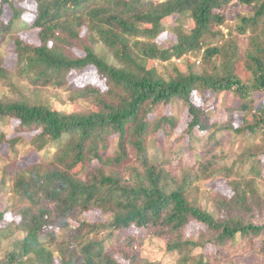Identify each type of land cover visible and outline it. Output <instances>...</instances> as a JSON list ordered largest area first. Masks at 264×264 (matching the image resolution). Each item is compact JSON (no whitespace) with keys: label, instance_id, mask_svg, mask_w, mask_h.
I'll return each mask as SVG.
<instances>
[{"label":"trees","instance_id":"trees-1","mask_svg":"<svg viewBox=\"0 0 264 264\" xmlns=\"http://www.w3.org/2000/svg\"><path fill=\"white\" fill-rule=\"evenodd\" d=\"M0 45L19 96L0 98V264H159L140 256L147 238L176 264L264 258V0H0ZM90 70L103 87L77 86ZM46 88L80 109L45 104ZM217 178L230 196L199 205L190 191Z\"/></svg>","mask_w":264,"mask_h":264},{"label":"rangeland","instance_id":"rangeland-1","mask_svg":"<svg viewBox=\"0 0 264 264\" xmlns=\"http://www.w3.org/2000/svg\"><path fill=\"white\" fill-rule=\"evenodd\" d=\"M235 12L232 9H227L225 12L226 16V22L227 24L233 23V16ZM23 19L27 23H31L33 20V16L30 13L23 14ZM177 24L170 23V26L168 30L163 32L159 35L157 42L162 43V41L170 40L172 37V33L174 31ZM223 34H226V29L223 27ZM21 39L25 40L26 42L30 41L33 45H37L38 41L35 39V34L32 31H24L20 34ZM0 58L2 59V66L5 67L8 71H12L16 68V58L15 55L10 52V48L5 45H0ZM164 67V64H158L157 68L161 69ZM94 72L92 70L81 74L77 77H75L74 82L77 83V86L84 87L87 84L93 85V87H103L101 83H99L96 79H94ZM3 82H0V98H7L10 100L18 99V93L13 92L7 87V85L2 84ZM25 84L24 80H20V84ZM21 92V91H20ZM22 94V92H21ZM195 97V96H194ZM45 104L53 106L55 109H64V110H70V111H78L80 109L79 106L73 105L72 102L67 98V93L63 91H58V89H52V88H46L42 92V99ZM200 99L195 98V102L200 105ZM219 101L216 104H213L212 101L207 102V113L209 116L214 119L215 112L219 110L220 106ZM171 114L175 115L177 111L175 109H171ZM188 117L186 113H183L181 116V122L179 125V128L177 129V132L180 133L184 130V128L187 125ZM17 124V121H13L10 123L9 127L7 128V134H11L13 131L14 126ZM0 123V128H1ZM19 135V134H18ZM243 142L241 140H238L236 143V147L240 151L243 147ZM28 150L26 147H22L21 149H18V155H23ZM4 155V151L2 152ZM0 153V167L4 166V158L3 154ZM49 155V152L43 153L38 155V159L41 160L47 155ZM33 157H36L34 155ZM264 161V157H263ZM198 192H191L190 195L192 198H196L197 202L201 206H207L210 207L211 204L208 202L210 198L216 197L217 195L222 196H230V189L227 188L222 180L220 178H217L215 180H208L203 181L195 184ZM264 188V185L261 186V189ZM88 215L84 216L86 221L90 220H102L105 219L101 217L98 214L94 213H87ZM262 221H264V216L260 218ZM202 227L197 226L196 224H189L188 227L185 229L186 235L188 237H194L196 233H198L201 230ZM237 248L233 251H226L222 255V264H229L230 261L235 262L236 264H258V262H264V258H260L258 256H255L251 251H249L246 248L241 249ZM210 253H214V249L209 248ZM142 255L150 260L152 263H159V264H176V259L178 258L177 253H168L165 251V246L162 240L157 238H147L144 245L142 246Z\"/></svg>","mask_w":264,"mask_h":264}]
</instances>
